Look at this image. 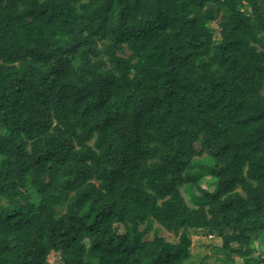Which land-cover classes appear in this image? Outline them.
I'll return each mask as SVG.
<instances>
[{
	"label": "trees",
	"instance_id": "trees-1",
	"mask_svg": "<svg viewBox=\"0 0 264 264\" xmlns=\"http://www.w3.org/2000/svg\"><path fill=\"white\" fill-rule=\"evenodd\" d=\"M197 229L264 264V0H0V264H212Z\"/></svg>",
	"mask_w": 264,
	"mask_h": 264
},
{
	"label": "rangeland",
	"instance_id": "rangeland-1",
	"mask_svg": "<svg viewBox=\"0 0 264 264\" xmlns=\"http://www.w3.org/2000/svg\"><path fill=\"white\" fill-rule=\"evenodd\" d=\"M212 26L214 28H217V24L213 23ZM217 35V31H216ZM192 143L193 148H191L192 151L198 150L199 148H194L195 142H192L193 139L190 140ZM205 186V184L203 185ZM119 230L122 231L121 227H119ZM154 233H157L158 235L164 237L167 241L170 242H176L178 236L170 231H167L157 223L152 224V229L146 234L145 237L151 238ZM251 237L256 236L255 232L248 233ZM190 237H191V244H190V253L191 258L197 262L199 258L203 259L206 262L212 263V264H224L219 260V258L224 257L227 253H229L228 250H224L222 248V239L219 235H216L215 233L203 230V229H197V230H190ZM232 248H235L236 246L233 244L231 245ZM258 254V251L254 253L251 256L248 257H240L235 253H230V256L234 260V264H257L258 257L256 256ZM49 261L51 264H60L59 255L54 252H50L49 254Z\"/></svg>",
	"mask_w": 264,
	"mask_h": 264
}]
</instances>
